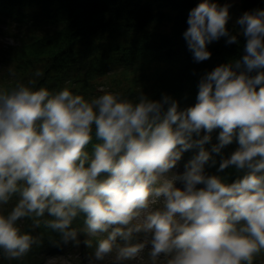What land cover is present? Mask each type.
Instances as JSON below:
<instances>
[{
	"label": "clouds",
	"instance_id": "1",
	"mask_svg": "<svg viewBox=\"0 0 264 264\" xmlns=\"http://www.w3.org/2000/svg\"><path fill=\"white\" fill-rule=\"evenodd\" d=\"M229 8L199 0L189 9L183 36L196 62L210 58L207 45L221 37L239 43L242 34L245 43L240 58L200 75L196 101L186 107L168 93L156 99L141 90L130 99L102 91L88 99L67 87H30L35 79L0 90L5 258L24 257L42 243L20 227L31 218L34 228L58 232L61 248L94 247L87 264L109 257L127 264L145 249L148 264H254L264 250V8L237 17V32L226 27ZM93 129L98 142L89 152ZM215 129L218 142L211 143ZM234 140L238 147L224 155ZM190 149L196 151L184 170L172 171ZM215 154L217 172L209 174ZM229 168L236 172L231 181ZM81 214L98 242L81 240L73 227Z\"/></svg>",
	"mask_w": 264,
	"mask_h": 264
},
{
	"label": "trees",
	"instance_id": "2",
	"mask_svg": "<svg viewBox=\"0 0 264 264\" xmlns=\"http://www.w3.org/2000/svg\"><path fill=\"white\" fill-rule=\"evenodd\" d=\"M222 0H218L220 4ZM199 0H0V20L22 28L16 37L18 44L9 48L5 63H12L20 70L22 82L30 87H47L59 90L67 87L75 93L90 99L96 96L99 85L108 82L110 76L115 82L122 80L120 93L130 99L138 98L139 92L160 98L168 93L179 102L180 107L194 104L198 92V80L205 71L216 65L238 59L244 50L245 37L238 35L239 43H209L210 58L196 62L183 32L188 27L189 9ZM264 8V0H241L239 16L246 10ZM238 16V17H239ZM167 29H159L160 27ZM240 25L236 24L237 31ZM28 30V31H27ZM124 33H130L121 44L106 48L102 40L116 42ZM25 51L24 54L22 52ZM156 68H149L151 63ZM46 63L37 77L34 72ZM133 70H132V69ZM131 71H138L133 75ZM254 74V73H253ZM113 78L115 80H113ZM108 79V80H107ZM119 85V83H117ZM219 129L213 130L211 143H216ZM203 134V132L201 133ZM98 142L93 129V140L86 146L91 152L92 144ZM211 143L206 144L210 148ZM238 147L234 140L222 151L229 155ZM196 149L183 153L180 161L189 160ZM217 155L218 168L220 157ZM224 173L236 175L233 168ZM16 201V200H15ZM19 224L21 222L19 221ZM27 231L37 235L42 243L33 246L32 251L18 259L2 258V264H41L42 256L58 255L59 248L52 242L50 234L34 228V221L27 222ZM86 227L85 216L81 214L73 224ZM40 230V229H39ZM60 239V234L51 229ZM82 240V239H81ZM79 247L68 245L65 253H75ZM264 250L259 254L262 255Z\"/></svg>",
	"mask_w": 264,
	"mask_h": 264
},
{
	"label": "rangeland",
	"instance_id": "3",
	"mask_svg": "<svg viewBox=\"0 0 264 264\" xmlns=\"http://www.w3.org/2000/svg\"><path fill=\"white\" fill-rule=\"evenodd\" d=\"M241 0H222L220 4H224V3H229L230 4V8H229V13H230V19L228 20L226 27L231 31V32H237L236 24H235V20L238 17V13H239V4H240ZM168 27H160L159 29H167ZM20 30H22L21 27L16 26V24H11L9 22H2V20H0V77H3V73L5 72V70L8 71V67L12 66V63H5V58H6V54L9 50L10 47L14 46L15 44H18L19 41L16 40V37L18 36V34H20ZM28 31V30H27ZM131 34L130 33H124L122 36L119 37V39L116 42H110V41H105L102 40L101 44L105 45L106 48H114L116 46V43L121 44V42H123V40L126 37H129ZM223 41H226L225 37H221L219 40H214L211 43H221ZM5 54V58L4 57ZM158 66L157 63H151L150 65H148L149 68H156ZM132 69V68H131ZM133 70V69H132ZM133 73V75L137 74L138 71H131ZM120 74V72H119ZM116 74V76H118L123 82L122 84L120 82H115L114 81H110L112 80L110 76L108 82H105L104 84H101L98 86L97 91L95 92L96 96L100 95L102 93V91H113V92H118L120 91V86H123L126 82L125 80L122 78L121 75ZM113 80H115L113 78ZM119 83V85L117 84ZM184 163L185 161H179L178 164L174 167V169L172 171L175 172H182L184 170ZM176 185L177 186H182L180 184L179 181H176ZM17 198H14L13 201L9 202L7 205L3 206V210L9 209L11 206H13L14 201ZM87 227V226H86ZM86 227H83V231H85ZM85 238H91L94 241L98 242V240L100 239L99 236H92L90 237L88 235V233L85 231V233H82L81 239H85ZM83 245L86 244H81L79 246V249L83 248ZM148 250V249H147ZM95 252V248H92V252L94 254ZM88 252H86V255H84V259H85V264H87V257H88ZM148 254V253H147ZM115 253L112 254V256H114ZM44 257L43 259L44 262L41 264H50V257H55V261L54 264H65L66 261L70 262V264H74L73 262L70 261V258L68 256L65 255H46V256H42ZM139 261H142L143 263H140ZM99 264H112V258L109 257L107 258L105 261H101L99 262ZM127 264H148V255L147 256H142L141 257H137L134 260L128 261ZM254 264H264V253L262 255H257L254 261Z\"/></svg>",
	"mask_w": 264,
	"mask_h": 264
},
{
	"label": "bare ground",
	"instance_id": "4",
	"mask_svg": "<svg viewBox=\"0 0 264 264\" xmlns=\"http://www.w3.org/2000/svg\"><path fill=\"white\" fill-rule=\"evenodd\" d=\"M18 81L22 82V79L19 78L18 71H15V73L12 74L9 71L5 70V72L3 73V77H0V90L8 86L13 88L16 86Z\"/></svg>",
	"mask_w": 264,
	"mask_h": 264
}]
</instances>
